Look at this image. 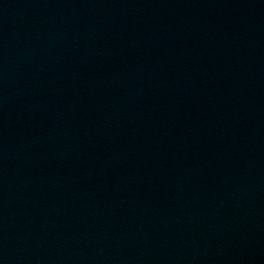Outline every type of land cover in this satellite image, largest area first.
Returning <instances> with one entry per match:
<instances>
[{"label": "water", "instance_id": "1", "mask_svg": "<svg viewBox=\"0 0 264 264\" xmlns=\"http://www.w3.org/2000/svg\"><path fill=\"white\" fill-rule=\"evenodd\" d=\"M264 253V0H0V264Z\"/></svg>", "mask_w": 264, "mask_h": 264}]
</instances>
